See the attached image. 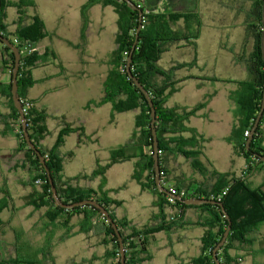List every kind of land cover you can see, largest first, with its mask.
Listing matches in <instances>:
<instances>
[{"label": "crops", "instance_id": "0c3cea01", "mask_svg": "<svg viewBox=\"0 0 264 264\" xmlns=\"http://www.w3.org/2000/svg\"><path fill=\"white\" fill-rule=\"evenodd\" d=\"M28 1L33 2V5L24 8L25 15L22 25L28 26L32 23L33 18L38 17L44 23L46 31L45 37L36 45V51L42 60L31 69L35 83L25 93L26 100L36 110L46 112L48 115L46 125L50 133L42 141V146L46 150L54 149L61 130L67 125L82 128V136L72 133L58 148L59 155L64 158V178H79L78 181H75L74 186L98 190L102 178H90L89 175L99 165L106 166L110 163L113 151L129 142L138 115V111H134L135 115L129 117L131 126L125 131L123 130L125 128L119 129L120 120H125L122 115L129 112L117 113L110 103L99 105L104 97L105 82L110 72L116 68L115 52L119 16L115 20L113 37L106 42L107 36L102 33L103 19H106V15L105 17L97 15L93 18L86 16L83 8L88 0L79 1V5L75 9L76 33L70 38L66 36V39L59 40L64 47L61 48V60H57V53L50 40L59 35L64 22H73V19L69 17L71 14L60 12L56 18L59 21V26L56 25L52 30H48L45 19L40 13L38 1ZM134 1H138L147 10H155V12H184L174 8L178 7L179 3L186 2L184 4L189 3V11L184 13H197L200 15L201 21L206 8L211 3L210 0ZM234 1L237 3L236 6H242V0ZM13 2L18 3L19 0H13ZM46 2L53 7H56L58 2L61 4L63 2L65 6L67 4V0H46ZM214 3L217 6H222L219 0H214ZM96 6L102 7L103 13L106 9L114 7L105 6L102 3H97L93 7ZM9 9H14V13L9 14ZM9 9L4 24L9 32L15 33L18 29L19 9L17 7ZM79 9L83 11L81 16L78 15ZM113 12L117 13L115 7ZM112 19L114 18L112 17ZM93 23L98 24L96 27L98 30L91 40L94 50L91 55H88V47L90 48L88 36L93 34ZM202 39L203 34L200 32L196 47L189 46L183 41L174 43L169 46L159 60V66L165 70L178 64L194 62L191 67L176 72V79L181 81L178 84V90L167 98L164 105L167 109L177 107L192 109L206 100L208 101L204 108L185 121V125L190 130L205 139L202 143L199 138L197 139L202 147L200 149L195 146L179 147L182 151L196 152L198 150L202 151V154L191 159L181 153H164L161 160L165 180L164 187L173 185L199 194V192H208L217 187L218 175H224L227 176V179L244 178L252 190L258 191L264 188V167L258 166L252 172L247 173L246 159L229 141L233 130L239 126L241 121L238 107L231 100V95L239 90L238 82L250 81L253 78L248 70V59L245 56L238 59L232 54L233 58H229V64L237 70L238 78L222 79L212 72L215 63L208 64L205 61L206 56L201 52ZM252 47L248 49L249 54L252 52ZM99 52L104 55L102 59L98 55ZM180 52L185 57L177 60L170 59L172 55H175L174 53L180 55ZM6 59L7 57L0 52V200H8V208L0 216L3 221L0 226V244H7L11 250L7 252L6 256L0 253L2 257L0 262L7 258L16 259L17 255H26L32 260L45 261L46 252L41 254V251L47 246L45 240L47 235L56 232L54 236L58 242H68L77 237L80 239L82 247L85 246L89 250V255L79 261L81 264H116L115 257L109 255V252L113 251V244L103 242L105 235L102 216L99 215L92 219L94 228L88 234L81 231L84 215L71 217L69 221L72 234L67 237L68 232L65 228L56 227L46 218L47 214L52 212L51 209L35 210L29 205L32 202L30 200L32 195L30 184L36 176V170L30 165L25 151H19L14 115L15 105L3 93L5 87L11 82ZM65 61L73 62L74 66L72 65L68 69ZM94 71H96L95 75L92 73ZM245 72L250 75L247 79H244L247 74ZM168 137L177 138V140L178 138L193 139V134L188 131ZM117 138L118 143H116ZM5 143H8L7 147H5ZM170 148L178 147L171 144ZM143 153H147V150L137 142L129 153L130 158L112 164L105 175V190H107L108 196L121 203L120 206L112 208L114 217L117 220L126 219L137 230L162 224V211L157 206V196L143 189L141 184L133 178L136 164ZM72 165H75L73 170L69 168ZM146 176L147 173L144 174V177ZM12 186L17 187L16 191H12ZM15 214L24 215L25 219L30 221V229L38 228L40 235H37L35 243H32L31 238L23 231H18L20 226L15 228L13 223L7 224ZM163 215L166 223L172 221L171 218L174 217L173 221L176 222V225L156 233L149 239L147 250L150 259L144 264H194V260L203 254L202 240L209 230L208 225L214 221L211 211L197 206L186 207L182 211L166 207ZM38 225L40 227H37ZM219 228L220 225L217 223L212 231L216 233ZM7 229L11 231L9 234H6ZM248 241L247 244L235 243L230 251V255L236 258L239 264L259 263L257 260L260 252L264 251V224L255 233L248 236ZM16 246L22 247V252L17 253ZM99 247L101 250H97ZM51 253L52 255L49 254L47 257L48 261L51 262L52 256L57 261L54 249Z\"/></svg>", "mask_w": 264, "mask_h": 264}, {"label": "trees", "instance_id": "16d2710c", "mask_svg": "<svg viewBox=\"0 0 264 264\" xmlns=\"http://www.w3.org/2000/svg\"><path fill=\"white\" fill-rule=\"evenodd\" d=\"M132 1L143 10L142 28L139 31L138 38L137 30L140 26L139 12L126 2L121 0H88L84 6V10L86 11L87 8L97 3H102L105 6L112 5L115 7L119 16L120 31L115 52L116 68L110 72L105 82L104 97L99 105L110 103L117 113L138 111L135 121V131L129 142L113 151L110 163L106 166L99 165L89 175L90 178H102L99 189L94 190L74 186L75 181H78L79 178H64V158L59 155L58 148L64 144L65 138L68 135L78 133L82 136V128L71 127L69 125L65 126L58 136L55 148L46 150L42 146V141L50 133L46 125L47 113L36 110L31 104L30 108L26 110V118L31 141L45 158L61 200L66 204H74L84 200H96L110 213L119 229L126 251V264H144V262L150 259L147 250L149 239L154 237L156 233L176 225L175 221L166 223L163 215L164 209L169 207L182 211V209L191 206H187L180 201H176L175 205L168 204L167 195L161 193L157 188L153 159L151 108L143 93L128 76L126 69L128 59L133 54L132 73L149 92L156 109L157 122L155 127L159 141L160 165L162 163V156L166 152L181 153L183 156L191 159L202 154V151L198 150L196 152L182 151L179 147L195 146L199 147V149L202 147L197 139L199 138L201 143L205 139L199 137L195 131L190 130L185 125V121L188 117L195 115L200 109L204 108L208 101L206 100L204 103L192 109L179 107L167 109L164 106L166 100L178 90V84L181 81L176 79V72L180 69L191 67L194 65V62L178 64L169 70H165L159 66L161 56L168 50L170 45L183 41L189 46L196 47L202 27L200 15L194 12H155V10H147L138 1ZM251 2L252 5L247 18V29L250 32L253 47L252 52L249 54L247 65L253 78L250 81L239 82V90L231 95V100L238 107V114L241 117V121L229 137V141L235 145L237 151L246 159L247 173L252 172L258 166L264 167V163L258 162L259 157L264 156V114L253 136L250 149H246V142L249 137L245 136V133L247 131L251 133L253 129L261 108L264 90V59L261 49L264 0H251ZM1 5L0 33L4 37L9 38L15 46L19 47L21 52H23V47L27 44H31L33 47L30 55L22 54L21 67L18 74L19 97L23 102H28L25 98V93L35 83L31 69L37 66L42 60V57L36 51V45L46 35L45 26L38 17L33 18L30 25H22L25 15L24 8L33 5L31 1L19 0L18 3H14L13 0H1ZM11 7H17L19 9V17L17 20L18 29L15 33L9 32L7 26L4 24L6 11ZM136 40V47L133 50ZM0 49L2 54L7 57L5 61L6 66H8L12 76L15 55L9 48H3L1 46ZM3 93L14 104L11 82L5 87ZM14 115L19 139V151H25L30 165L36 170V176L30 184L32 187L30 200L32 202L29 205L34 207L35 210L43 208L51 209L52 212L47 214L46 218L56 227L61 226L65 228L68 232L67 237H70L72 234L69 219L75 215H84L81 231L85 234L90 233L94 228L92 219L99 216V211L91 206L66 210L55 205L46 172L37 154L28 147L25 141L21 116L16 108H14ZM188 131L192 132L193 139L178 138L177 140V138L168 137L172 134H182ZM137 142L147 150V153H143L139 157L133 178L141 184L143 189L157 196V206L162 211L161 225L149 226L142 230H137L132 227L126 219L117 220L114 217L112 208L120 206L121 203L110 198L107 190H105V175L107 170L112 164L130 158L129 153ZM171 144H175L178 148L171 149ZM145 173H147L146 177H144ZM161 179L165 181L162 166ZM37 180H42L44 183L37 185ZM218 188L219 190H217ZM226 189L228 190L226 191ZM225 191L226 194L224 195L223 193ZM219 197L232 220V230L225 245L219 250L218 258L221 264H239V261L230 255V251L233 249L235 243H249L248 236L255 233L264 224V193L261 189L258 191L252 190L244 178L227 179V176L218 175L217 187L208 192H199L197 197L195 196L193 198L218 200ZM198 207L211 211L214 221L208 225L209 230L202 240L203 254L194 260V264H216L213 259V251L223 238L228 221L219 206L203 205ZM7 208L8 200H0V216ZM102 223L105 235L103 242L105 244H113V251L109 252V255L115 257L116 264H121L119 242L115 231L105 219H102ZM217 223L220 225V228L215 233L212 229ZM2 224L3 221L0 217V226ZM52 247L47 245L41 251V254L46 252L45 261L38 259L32 260L26 255H17L16 259L7 258L1 261L0 264H56L53 256L51 257V262L47 258L49 254L52 255ZM22 250V247L16 246L17 253L22 252Z\"/></svg>", "mask_w": 264, "mask_h": 264}, {"label": "rangeland", "instance_id": "374dc122", "mask_svg": "<svg viewBox=\"0 0 264 264\" xmlns=\"http://www.w3.org/2000/svg\"><path fill=\"white\" fill-rule=\"evenodd\" d=\"M37 1L40 6L39 8L40 13L45 19L46 27L48 30H52L56 25L59 26V21L56 20V18L60 12L62 13L68 12L71 14L69 15V17L73 19V22H67V23L64 22L62 24V28L60 29L59 35L56 36V38H52L50 40L53 43L54 50L57 53V56H58L57 60H61V48H63L64 46H63V43H61L59 40L66 39L65 38L66 36H69L70 38L75 35L76 27H77L75 9L77 5H79V1L81 0H67L66 6L63 5V2L62 4L58 2L56 7H53L47 4L46 0H37ZM44 1H45V6H44ZM210 1L211 3H209L210 5L206 8V11L203 14V20H202V27H201V32L203 34L202 45H201L202 55L206 56L205 61L208 64L215 63L214 64L215 68L213 67L212 72H215L218 75V77H221L222 79H225V80L237 79L238 78L236 74L237 70L230 66L229 58H233L232 54H234L235 57L238 59L239 57L244 58V56L246 59H248L249 57L248 49L253 44V41L250 37V32L247 29V18H248L250 6H251V0H242L241 7L236 6L237 3L234 0H219L222 3V6H217V4L214 3V0H210ZM184 3L182 2L179 3L178 4L179 8L175 7L174 9L178 11H184V12L189 11V6H188L189 3L188 4H184ZM112 9L114 10V7H110L106 9L105 13H103L101 11L102 7H99V6L89 7L86 9V11L83 8L84 14L92 18L96 17L97 15H100V17H105L106 15V19L105 18L103 19L104 29L102 32L104 35L107 36L106 42L108 41L109 38L113 37V27L115 24V20L118 16L117 13L113 12ZM13 11L14 9H9L8 12L9 14H11ZM83 11L79 9L78 15L81 16ZM6 14H7V11H6ZM112 17L114 19H112ZM92 26H93V34L88 36L89 43H90V48L88 47V55H91V53L93 52L92 50H94L91 40H92V37L96 35V31L98 30V28H96L98 26L97 23H93ZM119 31H120V28L117 32V39H118ZM90 33H91V30H90ZM101 47H103L102 44H101ZM181 53L182 52H180V55H177L179 53H174L175 55H172L170 59L177 60L178 58L185 57V55L183 56ZM98 55L101 59L104 57L102 52H99ZM170 59L168 58L169 61ZM64 63L68 69H70L72 65L74 66L73 62L65 61ZM115 65H116V62H115ZM89 71L91 72L90 68H89ZM92 73H94L95 75L96 71ZM244 77H245L244 79H247V77H250V75L247 73L245 74ZM135 112L132 111L131 113L129 112V113H126L125 115H122L125 117V120L123 121L120 120L121 125L119 126V129L125 128L123 130L126 131L127 129L130 128L131 120H129V117L134 116ZM133 130L135 131L134 127L132 131ZM116 143H118V138L116 139ZM4 145H6L5 147H7L8 143H5ZM69 168L73 170L75 168V165H72ZM16 188H17L16 186H12V189H13L12 191H16ZM12 223L14 226H16L15 228H18L20 226L18 228V231L20 230L23 231L24 234H26L28 237L31 238L32 243H35L34 240H36L37 235L38 236L40 235L39 234L40 231L38 230V228L36 229V227L34 229H30V226H31L30 221L28 219H25L24 215L15 214L14 217L10 221L7 222V224H12ZM37 227H40V225H38ZM10 232L11 231L7 229L6 234H9ZM54 234L52 232L49 235H47V239L45 240L47 242L45 245H48V246L50 245V247L53 246L52 248L54 249V253L58 259L56 261V264H77V263L81 264L79 261L82 258H86V256L89 255L88 254L89 250H87L85 246L82 247V243L80 242V239H78L77 237H74V239L68 242L60 243L57 241ZM19 235L22 236L20 233ZM10 250H11V247H9L7 244L5 243L0 244V253H3L4 256H6L7 252ZM97 250H101V248L99 247L97 248ZM263 252H260L259 259L257 260L259 263L257 264H264V253ZM1 258L2 257L0 254V259ZM73 259H75V261H72ZM249 264H252V263H249Z\"/></svg>", "mask_w": 264, "mask_h": 264}, {"label": "water", "instance_id": "95a60500", "mask_svg": "<svg viewBox=\"0 0 264 264\" xmlns=\"http://www.w3.org/2000/svg\"><path fill=\"white\" fill-rule=\"evenodd\" d=\"M121 1L126 2L129 6H131L133 9H135L139 12L140 26L137 30V38H138L139 31L142 28L143 10L141 9L140 6L135 4L132 0H121ZM1 8H2V5H1V0H0V11H1ZM262 23H263V36H262L261 49H262V54H263V59H264V8H263V15H262ZM136 43H137V40L135 42L133 50L136 47ZM0 45L3 46V48L11 49L15 55V64H14V68H13L12 76H11L12 98L14 101L15 108L18 110V112L21 116L22 130H23V135H24L25 141H26L28 147L30 149H32L37 154L41 164L43 165L44 171L46 172V175H47V179H48L50 186H51L52 198L55 202V205L57 207H60V208L66 209V210H72L74 208L85 207V206H91V207H94L95 209H97L99 211V215H101L103 217V219H105L106 222L109 223L112 226V228L114 229L115 234L118 238V242H119L120 256H121L120 262H121V264H126V251L124 248L122 236L119 232V229H118L116 223L114 222L113 218L111 217L110 213L106 210V208L103 207L102 205H100L96 200H84V201L74 203V204H66L59 197L57 188L54 184V180H53L52 175H51V172H50V170L46 164V160L43 157V155L41 154V152L39 150H37L34 143L31 141V137H30V134L28 131V122H27L26 114H25L24 108H23V102L19 97L18 74H19L20 67H21V59H22L21 51H20L19 47L15 46L9 38L4 37L1 33H0ZM132 63H133V54H131L130 58L127 61V65H126L127 73H128L129 78L132 79V81L136 85V87L143 93V95L145 96V98H146V100H147V102L151 108V118H152L151 128H152V136H153V150H154L153 159H154L155 182H156L158 190L161 193L168 194V191L164 187V185L162 183V179H161V165H160V157H159L160 149H159V141H158V136H157V129L155 127L156 122H157L156 109H155L154 103L152 101V98H151L149 92L144 88V86L140 83V81L133 75L132 69H131ZM263 114H264V90H263V98H262L260 111L258 113L256 120H255L253 129L250 133V136L246 142V149L247 150L250 149V145H251V142L253 140V136H254L256 130L258 129V127L260 125ZM258 162L264 163V156H260ZM261 190H262V192H264V188H262ZM178 201L184 203L187 206H197L198 207V206H203V205H216V206H219L221 208L223 215L225 216L226 220L228 221V226H227L226 231L224 232L223 238L221 239V241L218 243V245L216 246V248L213 251V259H214L215 263L221 264V261L218 258V252L225 245V243H226V241L230 235V232L232 230V220H231L229 214L227 213V211L224 207V204L221 201L210 200V199H205V198H189V199L178 198Z\"/></svg>", "mask_w": 264, "mask_h": 264}, {"label": "built area", "instance_id": "2783aa9c", "mask_svg": "<svg viewBox=\"0 0 264 264\" xmlns=\"http://www.w3.org/2000/svg\"><path fill=\"white\" fill-rule=\"evenodd\" d=\"M32 49L33 47L31 46V44H27L23 47V52H21V54H24V55H30L32 53ZM21 51V50H20ZM0 52H1V49H0ZM23 102V101H22ZM31 106V103L30 102H23V108H24V112L26 114V110L28 108H30ZM245 136L249 137L250 136V133L247 131L245 133ZM44 182L42 180H37L36 181V184L37 185H42ZM163 185L165 183V181H162ZM167 191H168V194L167 195V202L168 204L170 205H175L176 204V201H178V198H181V199H189V198H193V197H197L198 194L196 193H191L189 191H186V190H183L181 188H178L176 186H173V185H169L168 187H166ZM228 189H226L227 191ZM226 191L223 193L224 195L226 194ZM217 201H220V197L218 198ZM171 220H175L174 217L171 218Z\"/></svg>", "mask_w": 264, "mask_h": 264}]
</instances>
